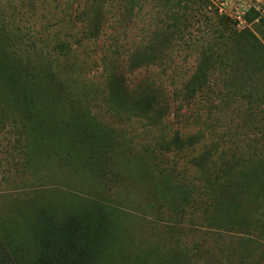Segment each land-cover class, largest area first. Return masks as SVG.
Segmentation results:
<instances>
[{
  "label": "rangeland",
  "instance_id": "rangeland-1",
  "mask_svg": "<svg viewBox=\"0 0 264 264\" xmlns=\"http://www.w3.org/2000/svg\"><path fill=\"white\" fill-rule=\"evenodd\" d=\"M7 1L0 0V49L14 52L27 42L26 28L38 31L42 24V20L33 24L32 13L42 19L44 12L40 2L39 10L31 8L33 0H20L13 12ZM62 1V9L72 15L69 20L81 27L107 8L112 13L103 22L105 33L98 41L84 38L81 28L74 32L73 53L61 57L65 64L59 68L64 78H71V85L60 88L48 74L34 84L23 77L24 72L7 81L0 76V111L4 108L8 116L0 119V127L7 128L6 122L29 114L23 144L29 163L19 169L25 174H8L0 185L4 195L0 242L19 240L29 259L38 260L45 251L46 232L52 229L49 221L55 216L66 236L62 242L68 245L62 252L54 246V251L66 264H241L245 251L258 242L256 255L243 264H264L259 215L242 206L243 189L213 174L227 157L216 158L213 169L206 167V174L199 177L198 186L210 194L214 206L207 212L197 211L190 206L188 190L180 191L174 176L157 167L150 152L156 140L143 133V123L136 117L152 112L156 137L170 134L171 138L176 133L188 137L200 131L208 141L217 127L218 134L225 136L213 145L220 154L245 149L241 139L230 141L227 136L231 129L249 123L257 126L261 120L258 110L250 115V108L264 109V101H252L255 96L264 99L263 68L253 62L245 70V53H234L240 47L237 42L223 48L221 52L237 65L236 72L221 68L220 74L217 69L219 88L237 91L238 103L224 104L225 110L212 116L201 95L193 104L176 100L175 91L193 81L198 71L202 47L190 44L189 32L187 44L177 40V34L168 35L166 28L156 38L153 31L166 24L161 10L145 1L97 0L96 8L92 4L96 0ZM209 1L213 12L218 9L231 25L216 23L220 34L228 36L231 28L246 30L264 44V0H252L253 6L244 14L247 4L240 0ZM81 39L83 44L78 42ZM54 44L48 50L57 53ZM132 48L141 53L134 67L124 60ZM106 63L115 77L124 74L127 79L125 90L114 99L105 84ZM219 63L211 61L203 71ZM215 76L211 71L210 80ZM202 159L196 162L201 164ZM184 226L192 231L185 232Z\"/></svg>",
  "mask_w": 264,
  "mask_h": 264
},
{
  "label": "trees",
  "instance_id": "trees-1",
  "mask_svg": "<svg viewBox=\"0 0 264 264\" xmlns=\"http://www.w3.org/2000/svg\"><path fill=\"white\" fill-rule=\"evenodd\" d=\"M19 1L8 0L6 5L10 11L16 12ZM117 1L118 4H121L120 0ZM126 1H134V4L145 1L151 4L153 8L161 10L160 13L166 17L162 19V22L166 24H163L161 29L158 26L153 31V35L156 38L166 28V32L171 37L172 34H177V40L179 39L187 44L186 36L189 32L188 38L191 40L190 44L193 47L201 44L202 49L199 50L200 59H198L196 69L198 71L192 76L193 81H191L192 79L188 80L178 92L175 91L176 100L181 98L183 101L188 100V104H193L197 96L201 95L204 98L203 103L205 106L209 111L212 110L210 111L212 116L220 114L222 108L225 110L224 104L234 105L238 103L235 97V94H238L237 91L232 92L230 87H227V90L219 88L221 77L217 69H230L228 73L230 71L236 72L235 66L237 62L235 60H228L227 56L224 55L226 52L224 54L221 52L227 45H234L236 42L240 45V47L234 50V53H245V70H248L254 64L253 62L264 70V44L258 41L250 31L246 30L239 31L231 28V33L228 36L224 32L220 34L215 29V24L229 26L230 24L227 23L229 20L227 17L221 15L218 9H215L213 12L209 0ZM39 2L43 7L41 9L44 15L42 19L41 17L37 19L36 13H32L31 20L34 21L33 24L35 26L39 20H42V24L39 26L38 31L32 30L29 27L26 28L23 34L27 42L20 46L19 49H15L14 52L0 49V76L7 81L12 76H23L24 72L25 76L23 77L34 84L40 82L41 78L43 79V76L48 74L49 78L52 76L54 79L55 77L57 86L59 82L60 88L63 87V84L71 85V78H64L59 68L65 64V60L61 57L63 55L68 57L73 53V43L71 42L72 39H77L74 32L77 30V27L78 29L81 28L84 38L98 41L100 35L105 33L103 31V22L110 18L109 16L112 12L109 13V9L107 8L103 13L95 14V19L92 17L91 19L87 18L86 23L81 27L75 24V20H69L72 19V15L67 13V8L62 9L64 4L62 0H33L31 8L39 10ZM92 4L96 8L98 6L97 0ZM110 5L113 4L110 3ZM18 29L22 31L20 28ZM193 29L200 33L199 37L194 35L195 31L192 32ZM78 42L83 44L82 39ZM53 43H55L53 48H55L57 53L48 50V46ZM91 44H95V42H91ZM79 47L83 46L79 45ZM134 50L135 48L130 49L127 54L128 57L126 59L124 57L126 63L128 62L131 67L138 65L136 62L139 59L138 56L141 55L137 49ZM117 52L120 53V51ZM153 57L151 56L150 59ZM211 61H219L220 63L217 67H209L206 73L203 70H205L206 66L210 65ZM44 67L49 68L51 72L43 70ZM104 69L105 84L109 86L108 96L114 99L117 97V94L125 90L127 79H125L124 74L120 77H115L107 63ZM211 71H214L216 75L213 81L210 80ZM220 74H222L221 70ZM118 80L120 83L117 82ZM211 97L215 100L210 101ZM252 101L258 103L263 102L264 99L255 96L252 97ZM257 110L261 114V120L257 123V126L251 125V123L241 127L238 126L235 129H231L227 136V139H230V141L241 139L242 142H245V149L242 147L232 150L230 153L223 152L221 154L219 153V147L213 146L218 138L220 140L225 139V136L218 134L220 132L217 127L208 141L203 140L205 136L199 134L200 131L198 134L196 133L188 137H183L179 133H176L171 138L170 134H162L160 137H156L154 130L156 122L154 121L153 113L146 112L136 117H138L137 120L143 123V133L149 137H154V140H156V146L150 149V152L155 156L157 167L159 169L162 168L160 170L163 173H170L174 176L177 183L176 187L180 191L188 190L190 206L197 211L207 212L210 207L214 206V202L211 203L210 194L198 186L201 183L199 177L206 174V167L213 169L210 166L214 165L212 162L216 158L227 157V161L220 162L219 166L214 167L213 174L215 173L218 178L228 179L239 190H244L242 193L244 196L239 195L243 201L241 204L259 215L257 223L261 224L259 231L262 234L264 232V109H260L259 106L250 108V115ZM25 116L20 120L12 121V123L6 122V125H9L7 128L0 127V175L2 176L0 185L3 184L2 181L8 174H25L19 171V169L20 167L26 168L29 163V157H27L28 155L23 149L24 138L27 135L28 129V112L25 113ZM7 117L5 109L2 108L0 119L4 120ZM217 134L219 137H217ZM251 136H255L257 139H251ZM195 138H198L197 142L192 141ZM175 140L178 141V144L174 142ZM229 157L230 159H228ZM201 159L203 163L196 162ZM182 162L183 164H181ZM203 194L205 195V199ZM3 196V193L0 191V202ZM186 222L190 221L186 220ZM49 227H52V229L46 232V238L44 239L46 245L42 247L45 251L38 260L29 259V252L26 249H22L20 241L16 240L12 243L0 242V264H66L67 260L62 263L60 261L62 255L54 251V246L58 245V250L62 252V247L68 245V243L62 242V240L66 239V236L63 237L61 234L62 223L58 218L53 216L49 221ZM183 230L185 232L192 231L189 226H184ZM258 244L247 252L245 251V258L241 260V264L249 256L256 255ZM199 251H202V249H199Z\"/></svg>",
  "mask_w": 264,
  "mask_h": 264
},
{
  "label": "built area",
  "instance_id": "built-area-1",
  "mask_svg": "<svg viewBox=\"0 0 264 264\" xmlns=\"http://www.w3.org/2000/svg\"><path fill=\"white\" fill-rule=\"evenodd\" d=\"M242 3H246L247 4V8L245 10L242 11V14H244L246 11H248L253 5L252 0H240ZM241 17H239V21H240ZM241 22V21H240Z\"/></svg>",
  "mask_w": 264,
  "mask_h": 264
},
{
  "label": "crops",
  "instance_id": "crops-1",
  "mask_svg": "<svg viewBox=\"0 0 264 264\" xmlns=\"http://www.w3.org/2000/svg\"><path fill=\"white\" fill-rule=\"evenodd\" d=\"M257 1H260V0H257Z\"/></svg>",
  "mask_w": 264,
  "mask_h": 264
}]
</instances>
